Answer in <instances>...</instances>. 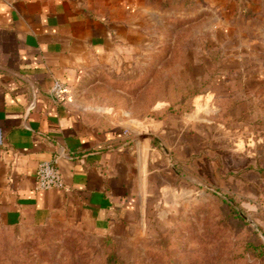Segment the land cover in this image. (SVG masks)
<instances>
[{
  "label": "rangeland",
  "instance_id": "1",
  "mask_svg": "<svg viewBox=\"0 0 264 264\" xmlns=\"http://www.w3.org/2000/svg\"><path fill=\"white\" fill-rule=\"evenodd\" d=\"M146 29L129 64L88 68L65 102L109 125L122 106L197 109L213 139L165 148L177 189H155L123 231L0 225V264H264V0H161Z\"/></svg>",
  "mask_w": 264,
  "mask_h": 264
},
{
  "label": "crops",
  "instance_id": "2",
  "mask_svg": "<svg viewBox=\"0 0 264 264\" xmlns=\"http://www.w3.org/2000/svg\"><path fill=\"white\" fill-rule=\"evenodd\" d=\"M157 1L0 0V225L117 234L155 189H177L165 148L199 153L213 139L197 109L141 118L122 106L109 125L53 94L94 65L129 64ZM54 161L64 188L41 191L38 166Z\"/></svg>",
  "mask_w": 264,
  "mask_h": 264
},
{
  "label": "built area",
  "instance_id": "3",
  "mask_svg": "<svg viewBox=\"0 0 264 264\" xmlns=\"http://www.w3.org/2000/svg\"><path fill=\"white\" fill-rule=\"evenodd\" d=\"M54 96L61 101L67 100L68 89L62 83H56L53 88ZM37 188L41 191L63 189L64 182L56 162H43L37 169Z\"/></svg>",
  "mask_w": 264,
  "mask_h": 264
}]
</instances>
